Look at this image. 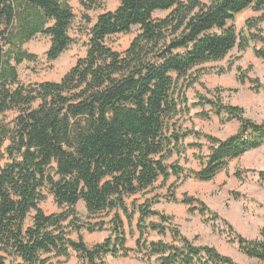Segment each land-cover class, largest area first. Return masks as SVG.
<instances>
[{
  "label": "trees",
  "instance_id": "trees-1",
  "mask_svg": "<svg viewBox=\"0 0 264 264\" xmlns=\"http://www.w3.org/2000/svg\"><path fill=\"white\" fill-rule=\"evenodd\" d=\"M87 1L81 2L86 10L103 4ZM117 1L113 10L96 16L85 55L60 80L23 84L18 65L36 58L24 45L48 37L46 57L55 60L72 42L68 30L74 13L67 0H0V115L16 112L11 125L0 124V264L5 255L19 259L17 264H51L52 258H68L71 252L78 264H107V255L131 252L147 263L239 264L214 246L194 245L170 216L152 209V198L128 200L172 176L176 181L211 180L229 161L264 144V119L244 116L240 106L223 103L217 95H199L194 105H209L222 123L236 121L232 134L218 138L178 123L189 109L184 90L199 80L201 65L223 59L234 47L243 51L251 41L262 44L252 51L264 60L259 26L264 0ZM246 9L262 13L247 19L246 32L240 33L233 22ZM162 11L167 14L155 16ZM132 27L138 32L125 50L106 42ZM248 80L257 92L261 84ZM201 116L210 117L207 111ZM188 136L207 142V153L195 156L198 169L167 162L175 154L180 157L186 146L200 150L199 142L183 144ZM257 174L264 183V170ZM234 176L242 179L243 170ZM173 191L170 200L176 201ZM45 193L58 212L46 214L39 207ZM179 201L190 212L207 211L196 198L184 195ZM78 202L84 205V218ZM135 213L137 236L134 248H128L125 223L131 224ZM229 229L238 251L264 264V227L254 239ZM68 230L76 231L77 238ZM81 230L109 233L88 245ZM149 232L161 239L150 240ZM167 234L171 241L164 239Z\"/></svg>",
  "mask_w": 264,
  "mask_h": 264
},
{
  "label": "rangeland",
  "instance_id": "rangeland-1",
  "mask_svg": "<svg viewBox=\"0 0 264 264\" xmlns=\"http://www.w3.org/2000/svg\"><path fill=\"white\" fill-rule=\"evenodd\" d=\"M82 1L88 2L87 0H67L74 13L68 30L72 42L55 60H48L46 57V51L49 47L48 37L37 36L24 45V48L35 54L36 58L34 61H24L18 65V78L21 83L30 84L60 80L75 64L76 60L85 55L88 30L96 16L103 11L113 10L118 4L117 0H103L100 8L86 10L83 8ZM261 13L246 9L237 14L233 22L236 31L246 32V20L257 17ZM166 14L167 12L162 11L156 13L155 16L161 17ZM88 19H90L89 22ZM259 26L264 34V21ZM137 32L138 28L132 27L129 33L108 37L106 42L114 50L120 52L126 49ZM261 45L259 42L251 41L243 51L234 47L223 59L201 65L199 70L203 71L200 73L199 80L184 90L187 99L186 106L189 109L186 113H181L178 116V123L182 128L201 131L218 138H225L236 130L238 126L236 121L222 123L219 117L209 111V105L202 107L194 105L198 102L199 95L210 99H214V96L217 95L223 103L240 106L244 111V116L255 121L264 119V87H262L264 85V60L254 56L252 51L253 46L259 47ZM238 67L240 68L239 71H237ZM238 75L244 76L245 81L239 82ZM248 78L256 79L261 84L257 92L252 89L254 85ZM203 111L209 112L210 117L202 118ZM15 115V111H7L1 114L0 124L11 125ZM194 142L201 144L200 150L186 146ZM183 144L186 146L185 152L180 157L176 154L173 155L167 162L178 161V164L183 168L198 169L199 163L195 156L198 152L202 155L207 153L206 140L188 136L184 139ZM2 150L3 146H0V152ZM0 163H4V159H0ZM237 169L243 170L242 179H237L234 176ZM260 170H264V144L229 161L227 169L211 180L199 181L189 178L176 181L172 176L162 184L160 179L146 192L131 197L128 203L131 200L142 203L146 198H152L154 200L152 209L170 216L172 223L194 245L214 246L220 253L230 256L239 264H255V260L240 253L236 244L232 243L229 225L247 239L258 237L260 228L264 227V183L257 174ZM173 189L176 201L170 200L169 193ZM184 195L202 201L206 205V213L201 215L198 211L190 212L189 207L179 201ZM44 196L45 199L39 204V207L46 214L58 212L59 208L54 203L52 196L48 193H45ZM76 207L80 213L78 214L84 218L83 203L78 202ZM31 214L26 219V224L31 223ZM137 217L138 213H135L133 222L131 224L125 223L126 246L128 248L135 246ZM150 220L156 221L157 218L151 217ZM79 233L83 240L91 245L107 237L109 231L102 230L89 233L81 230ZM69 234L72 239L77 238L76 231L70 230ZM148 238L150 240L161 239L156 232H149ZM164 239L171 241L168 234ZM0 255H4V253L0 252ZM18 261L19 259L14 256L5 255V264H17ZM50 262L51 264H78L73 252L68 258H52ZM106 263L157 264L154 261L144 262L133 252L127 257L107 255Z\"/></svg>",
  "mask_w": 264,
  "mask_h": 264
}]
</instances>
